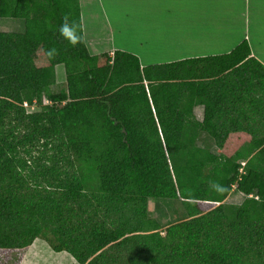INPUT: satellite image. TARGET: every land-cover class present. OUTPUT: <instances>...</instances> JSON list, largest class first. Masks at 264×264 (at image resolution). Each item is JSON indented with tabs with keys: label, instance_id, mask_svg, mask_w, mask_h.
Returning <instances> with one entry per match:
<instances>
[{
	"label": "trees",
	"instance_id": "1",
	"mask_svg": "<svg viewBox=\"0 0 264 264\" xmlns=\"http://www.w3.org/2000/svg\"><path fill=\"white\" fill-rule=\"evenodd\" d=\"M0 17L24 20L0 31L1 250L41 237L79 264H264V65L246 39L142 67L89 52L79 0H0ZM234 189L243 201L226 204ZM149 198L183 217L163 233Z\"/></svg>",
	"mask_w": 264,
	"mask_h": 264
},
{
	"label": "crops",
	"instance_id": "2",
	"mask_svg": "<svg viewBox=\"0 0 264 264\" xmlns=\"http://www.w3.org/2000/svg\"><path fill=\"white\" fill-rule=\"evenodd\" d=\"M79 5L91 54L120 49L136 55L143 67L225 54L246 39L252 56L264 65V0H79ZM127 20L131 25L122 24ZM149 20L154 21L152 27ZM62 66H55L57 82L65 81ZM220 103L218 113L234 112L235 105L227 99ZM193 113L202 121L204 105H195ZM10 261L8 256L0 258V264ZM15 264L79 263L36 237Z\"/></svg>",
	"mask_w": 264,
	"mask_h": 264
},
{
	"label": "rangeland",
	"instance_id": "3",
	"mask_svg": "<svg viewBox=\"0 0 264 264\" xmlns=\"http://www.w3.org/2000/svg\"><path fill=\"white\" fill-rule=\"evenodd\" d=\"M149 24V26H153L154 21H146ZM121 23V22H120ZM122 24H125L127 26L128 24L131 25L130 20H127L123 22ZM24 30V20L20 18H11V17H0V31H16V32H22ZM121 38V37H120ZM125 38V37H124ZM129 43L132 42V40L128 41ZM160 44V42H158ZM63 70V66L61 67ZM61 70V71H62ZM65 81H60L57 82L58 85H63ZM57 86L55 89H57ZM43 103H47V101H43ZM27 110L28 111H33V110H39V106L37 105H27ZM40 149V151H39ZM42 147L34 148L30 152H28L26 155L29 163L31 165H36V163L33 161L35 160L39 154H41ZM214 152H218V148L216 146L213 147ZM53 153V150H49L46 152L44 155L45 157L48 155H51ZM40 163H44V159L40 161ZM29 185H34V180H30ZM244 199V195L240 192H238L236 189L232 190L230 194L227 196L225 199L226 204L230 205H238L240 204ZM218 204V203H216ZM148 213L150 217L156 218L162 228L161 230L164 233V230L167 226L174 224L175 222L181 220L183 217V210L182 207L180 206V203L178 201H169L165 199H160V198H149L148 199ZM3 252V256H1V253ZM22 250L21 249H11V250H1L0 249V258H3L5 256H8V258H11L10 264H15L18 257L20 256Z\"/></svg>",
	"mask_w": 264,
	"mask_h": 264
},
{
	"label": "clouds",
	"instance_id": "4",
	"mask_svg": "<svg viewBox=\"0 0 264 264\" xmlns=\"http://www.w3.org/2000/svg\"><path fill=\"white\" fill-rule=\"evenodd\" d=\"M60 33L62 36H64L66 39H69V41L74 45L78 42L79 37H77L74 32L75 29L71 27L68 23H64L60 29Z\"/></svg>",
	"mask_w": 264,
	"mask_h": 264
},
{
	"label": "built area",
	"instance_id": "5",
	"mask_svg": "<svg viewBox=\"0 0 264 264\" xmlns=\"http://www.w3.org/2000/svg\"><path fill=\"white\" fill-rule=\"evenodd\" d=\"M242 164H244V162H242Z\"/></svg>",
	"mask_w": 264,
	"mask_h": 264
}]
</instances>
